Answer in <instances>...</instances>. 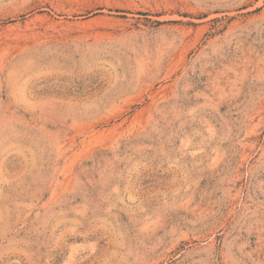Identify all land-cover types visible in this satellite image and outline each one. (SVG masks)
<instances>
[{
  "label": "rangeland",
  "instance_id": "obj_1",
  "mask_svg": "<svg viewBox=\"0 0 264 264\" xmlns=\"http://www.w3.org/2000/svg\"><path fill=\"white\" fill-rule=\"evenodd\" d=\"M0 264H264V0H0Z\"/></svg>",
  "mask_w": 264,
  "mask_h": 264
}]
</instances>
